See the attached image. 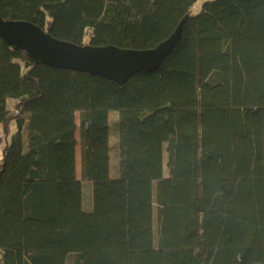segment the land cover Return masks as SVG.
Wrapping results in <instances>:
<instances>
[{
  "label": "trees",
  "instance_id": "1",
  "mask_svg": "<svg viewBox=\"0 0 264 264\" xmlns=\"http://www.w3.org/2000/svg\"><path fill=\"white\" fill-rule=\"evenodd\" d=\"M0 15L133 49L187 17L123 84L0 37V264H264V0H0Z\"/></svg>",
  "mask_w": 264,
  "mask_h": 264
},
{
  "label": "water",
  "instance_id": "2",
  "mask_svg": "<svg viewBox=\"0 0 264 264\" xmlns=\"http://www.w3.org/2000/svg\"><path fill=\"white\" fill-rule=\"evenodd\" d=\"M186 19L167 39L146 49L80 45L56 38L32 21L4 19L1 15L0 37L14 49L25 50L36 63L102 75L123 84L137 72L158 69L180 39Z\"/></svg>",
  "mask_w": 264,
  "mask_h": 264
},
{
  "label": "rangeland",
  "instance_id": "3",
  "mask_svg": "<svg viewBox=\"0 0 264 264\" xmlns=\"http://www.w3.org/2000/svg\"><path fill=\"white\" fill-rule=\"evenodd\" d=\"M199 5H197L195 7L196 11L199 10ZM117 116H118V114L117 113H114V112H112L110 114V121H111L112 126H114V122L116 121ZM76 121H77V123L79 125V123H80L79 122V113H76ZM12 126H14V128H15V124H13ZM4 130H5V128L3 126V128L0 129V157H1L2 148L4 146V141H3ZM113 132H114V130H113ZM76 135H77L78 142H79V138H80V136H79V130H77ZM114 139L115 138L113 136L112 137V141H114ZM114 156H115V154L113 153L112 166L115 164L114 163L115 162ZM166 161H167V154H165V174H167V172H168L167 165H166ZM77 174L81 178V172H80V144H78V146H77ZM83 183H84L83 184V187H84V200H85V205L87 207H90V205H91V183H90V181H85V180H84ZM153 190H154L153 182H150L149 183V203H150V214H151V218H150V238H151V243L152 244L154 243V232H155V224H154V221H153V219H154V217H153V211H154V207H155L154 201H153Z\"/></svg>",
  "mask_w": 264,
  "mask_h": 264
},
{
  "label": "crops",
  "instance_id": "4",
  "mask_svg": "<svg viewBox=\"0 0 264 264\" xmlns=\"http://www.w3.org/2000/svg\"><path fill=\"white\" fill-rule=\"evenodd\" d=\"M3 128V125L2 124H0V129H2ZM2 158V151H1V157H0V159Z\"/></svg>",
  "mask_w": 264,
  "mask_h": 264
}]
</instances>
